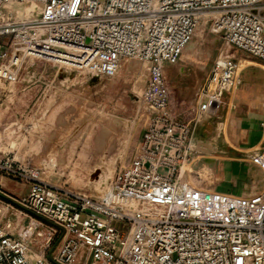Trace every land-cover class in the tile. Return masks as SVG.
<instances>
[{"label":"built area","instance_id":"built-area-1","mask_svg":"<svg viewBox=\"0 0 264 264\" xmlns=\"http://www.w3.org/2000/svg\"><path fill=\"white\" fill-rule=\"evenodd\" d=\"M25 1L0 0V7ZM31 1L43 5L34 23L0 13V80L14 82L28 59L114 78L123 57H138L151 62L140 96L146 119L129 162L122 161L98 199L35 181L22 165L7 167L0 159V171L34 180L15 200L53 223L54 235L64 233L54 262L32 259L7 223L0 227V264H264V185L253 195H238L181 179L203 107L199 100L191 117H178L164 69L178 61L200 18L211 13L229 45L264 61V0ZM41 26L47 35H32L31 28ZM217 67L216 95L222 98L240 77L231 59ZM250 161L264 173V146ZM131 202L140 209H129ZM4 204L0 216L13 208Z\"/></svg>","mask_w":264,"mask_h":264},{"label":"rangeland","instance_id":"rangeland-1","mask_svg":"<svg viewBox=\"0 0 264 264\" xmlns=\"http://www.w3.org/2000/svg\"><path fill=\"white\" fill-rule=\"evenodd\" d=\"M3 6L0 10L6 14ZM10 17L14 20L12 14ZM223 59L237 64L240 88L246 76L253 75L244 71L247 67L264 69L262 59L229 45L224 34L215 31L213 16H203L178 61L164 65L172 107L178 117H191L200 99L203 105L209 84L214 81L216 86L221 73L217 62ZM150 68V61L127 56L121 60L118 75L106 78L45 60H26L14 82L0 81V159L7 167L12 163L22 165L35 181L100 198L122 161L129 162L141 138L143 126L131 124L144 113L140 96L150 78ZM213 91L211 86L210 93ZM224 100L222 97V104ZM92 102L99 106L90 108ZM229 107H233V100ZM221 109L222 106L212 114L202 111L203 121L218 120ZM120 120L129 125H119ZM193 149L186 162L191 165L183 167L181 179L199 188L217 190L215 162L221 156L216 155V143H193ZM104 151L108 152L105 158ZM248 163L264 185L263 171ZM33 179L20 180L6 169L0 171V205L13 206L6 216H0V227L11 223L9 231L23 240L31 255H42L54 262L63 231L58 229L54 235L50 230L56 227L53 223L15 200L28 194ZM258 191L254 187L248 193ZM26 228H33L34 233L26 236Z\"/></svg>","mask_w":264,"mask_h":264},{"label":"crops","instance_id":"crops-1","mask_svg":"<svg viewBox=\"0 0 264 264\" xmlns=\"http://www.w3.org/2000/svg\"><path fill=\"white\" fill-rule=\"evenodd\" d=\"M242 68L243 64L239 70ZM244 71L253 75L246 76L241 88L224 94L225 100L218 107L222 106L218 120L212 118L197 124L192 143H216V155L221 156L215 162V177L219 180L217 190L251 195L248 192L254 187L259 190L263 185L262 178L252 173L248 162L264 146V69L249 66ZM208 97L204 98L205 104ZM230 100H233L231 108ZM118 123L129 125L123 120ZM107 153L104 151L103 158Z\"/></svg>","mask_w":264,"mask_h":264},{"label":"bare ground","instance_id":"bare-ground-1","mask_svg":"<svg viewBox=\"0 0 264 264\" xmlns=\"http://www.w3.org/2000/svg\"><path fill=\"white\" fill-rule=\"evenodd\" d=\"M3 8L6 10V14H3V16L5 18L7 16H10V14H12L14 21L16 23H34V22L38 21L39 14L43 10V5L41 3L29 0V1H25L23 4H18L17 2L6 3V4H4ZM0 13L2 14L1 10H0ZM210 16H213V13H211ZM47 32H48L47 29L45 27H42V26L31 28V33H32V35H35V36L44 37L47 35ZM225 60L226 59L219 60L218 63L220 65H223ZM237 72H238V67H237ZM211 86H213L214 90H215V92L213 91V93H210ZM239 86H240V84L239 85L237 84L236 89ZM207 93H208L207 95L209 97H208V100L206 101L207 104H205V101L203 100V105H202L203 110L202 111L212 114V113L216 112L218 103L220 101H222V98H220L216 95V86H215L214 81H213V83L209 84V88L207 90ZM200 104H201V99H200ZM96 106H99L96 104V102H92L90 104V107H96ZM201 118H202V116H201ZM145 119H146L145 115H140L139 120L137 119V117H135V119L132 121L131 126H135L136 128H138L139 125L143 126L145 123ZM192 147H193V143H192ZM186 162H188V160L183 161L180 165V167H182L180 170L181 175H182V173H185V170H183V167L185 165H191L190 163H186ZM194 187H197V186H194ZM197 188H199V187H197ZM202 189H204V188H202ZM208 190H215V189H208ZM251 195H253V194H251ZM128 207H129V209L131 208L132 210H136V211L140 209L138 207V204L135 202L129 203ZM148 210H149L148 206H144L142 208V211H144V212H147ZM32 229L33 228H26V236L32 234ZM31 258L32 259H39V258H42V255H31Z\"/></svg>","mask_w":264,"mask_h":264}]
</instances>
